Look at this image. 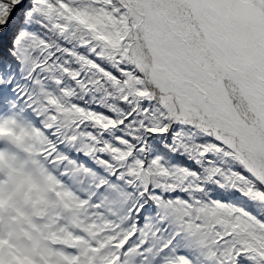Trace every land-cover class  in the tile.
<instances>
[{
    "label": "snow or ice",
    "instance_id": "1",
    "mask_svg": "<svg viewBox=\"0 0 264 264\" xmlns=\"http://www.w3.org/2000/svg\"><path fill=\"white\" fill-rule=\"evenodd\" d=\"M0 264H264V0H0Z\"/></svg>",
    "mask_w": 264,
    "mask_h": 264
}]
</instances>
